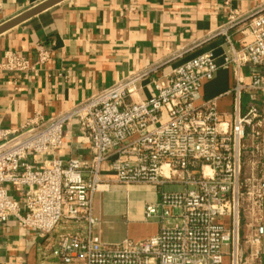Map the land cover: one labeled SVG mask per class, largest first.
Masks as SVG:
<instances>
[{
    "label": "built area",
    "instance_id": "1",
    "mask_svg": "<svg viewBox=\"0 0 264 264\" xmlns=\"http://www.w3.org/2000/svg\"><path fill=\"white\" fill-rule=\"evenodd\" d=\"M234 24L230 16L220 30L231 47L224 63L236 69L249 63L252 70L248 84L237 79L231 89V121L222 118L216 99L199 103L203 83L218 68L212 53H204L166 75L116 81L52 119L0 128V226L15 217L24 230L36 231L47 240L52 264H263L264 12L251 17L250 41L240 49L226 32ZM6 67L30 68L17 56ZM146 78L153 94L133 100ZM244 94L251 95L245 109ZM73 121L92 158L48 160ZM108 158L117 183L159 189L158 200L144 209L145 220L160 223L153 236L106 245L94 232L93 196ZM168 184L182 189L167 190ZM8 185L25 190L11 196ZM60 223L72 228L49 240Z\"/></svg>",
    "mask_w": 264,
    "mask_h": 264
},
{
    "label": "crops",
    "instance_id": "2",
    "mask_svg": "<svg viewBox=\"0 0 264 264\" xmlns=\"http://www.w3.org/2000/svg\"><path fill=\"white\" fill-rule=\"evenodd\" d=\"M44 1L0 0V26ZM262 12L264 0H63L0 34V128L16 130L34 117L52 119L116 81L143 72L166 75L204 53H212L218 68L203 83L199 103L216 99L222 118L231 121V89L237 79L250 82L252 67L244 63L236 69L224 63L231 47L220 30L232 16L235 24L226 32L240 49L250 41L245 29L251 17ZM11 56L24 59L30 68L8 69ZM153 92L146 78L132 98L146 100ZM250 97L243 95V109ZM256 104L262 105L259 97ZM74 157L83 162L92 158L76 121L65 126L63 144L48 160ZM111 159L101 165V183L93 196L98 219L94 232L106 245L147 239L160 223L145 220L144 209L158 200L159 189L117 183L109 169ZM7 188L17 197L25 190ZM166 188L182 189L178 184ZM57 235L54 231L49 240ZM262 250L264 264V239ZM41 262H53L47 240L24 230L15 217L0 226V264Z\"/></svg>",
    "mask_w": 264,
    "mask_h": 264
},
{
    "label": "water",
    "instance_id": "3",
    "mask_svg": "<svg viewBox=\"0 0 264 264\" xmlns=\"http://www.w3.org/2000/svg\"><path fill=\"white\" fill-rule=\"evenodd\" d=\"M63 0H46L42 3H40L38 6L34 7L33 9L17 16L16 18L10 20L9 22L5 23L4 25L0 26V34L4 31L10 29L11 27L19 24L20 22L40 13L43 10H46L47 8H50L51 6H54L55 4L61 2Z\"/></svg>",
    "mask_w": 264,
    "mask_h": 264
},
{
    "label": "rangeland",
    "instance_id": "4",
    "mask_svg": "<svg viewBox=\"0 0 264 264\" xmlns=\"http://www.w3.org/2000/svg\"><path fill=\"white\" fill-rule=\"evenodd\" d=\"M244 171H248V168L247 167H245L244 169H243ZM241 189H242V191H244L245 190V188L244 187H241ZM167 190H169L168 188H167ZM240 205H241V207H242V209H240V213H241V217H244L245 216V210H244V203L242 202V200H240ZM243 205V206H242ZM64 226V227H63ZM63 227V228H62ZM70 228H72V225L70 224V223H60L58 226H57V228H56V230L55 231H57V234H64V232L66 231V230H69Z\"/></svg>",
    "mask_w": 264,
    "mask_h": 264
},
{
    "label": "trees",
    "instance_id": "5",
    "mask_svg": "<svg viewBox=\"0 0 264 264\" xmlns=\"http://www.w3.org/2000/svg\"><path fill=\"white\" fill-rule=\"evenodd\" d=\"M242 100L245 102L244 98H242ZM243 101H242V104H243Z\"/></svg>",
    "mask_w": 264,
    "mask_h": 264
}]
</instances>
